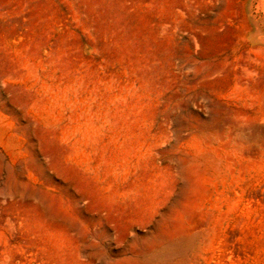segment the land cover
Segmentation results:
<instances>
[{
    "label": "rangeland",
    "instance_id": "obj_1",
    "mask_svg": "<svg viewBox=\"0 0 264 264\" xmlns=\"http://www.w3.org/2000/svg\"><path fill=\"white\" fill-rule=\"evenodd\" d=\"M0 264H264V0H0Z\"/></svg>",
    "mask_w": 264,
    "mask_h": 264
}]
</instances>
